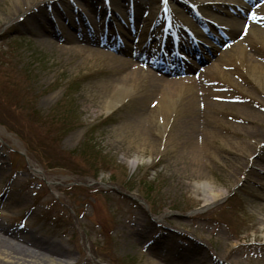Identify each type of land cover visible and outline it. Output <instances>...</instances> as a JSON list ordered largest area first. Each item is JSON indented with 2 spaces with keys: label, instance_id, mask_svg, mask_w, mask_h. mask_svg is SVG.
<instances>
[{
  "label": "rangeland",
  "instance_id": "obj_1",
  "mask_svg": "<svg viewBox=\"0 0 264 264\" xmlns=\"http://www.w3.org/2000/svg\"><path fill=\"white\" fill-rule=\"evenodd\" d=\"M194 1L0 0V225L21 237L0 232L1 248H48L61 264H264L252 73L254 62L264 74V43L241 39L245 28L243 53L222 57L234 45L223 21L249 18ZM149 68L169 80L156 85ZM169 94L177 114L159 110ZM245 110L263 124L241 122ZM194 119L212 153L201 170L197 131L182 136ZM205 185L223 192L208 206Z\"/></svg>",
  "mask_w": 264,
  "mask_h": 264
},
{
  "label": "bare ground",
  "instance_id": "obj_2",
  "mask_svg": "<svg viewBox=\"0 0 264 264\" xmlns=\"http://www.w3.org/2000/svg\"><path fill=\"white\" fill-rule=\"evenodd\" d=\"M235 1H236V7H233L231 5V2H229V0H196L193 2V4L196 5L198 8H204V7L212 6V7L216 8L217 10H219L222 14H224L228 17H233L235 15L241 14V10L239 8H237V1L238 0H234V2ZM253 1H255V2L259 1L260 5H259L258 10L255 12H252V11L247 12L246 11V13H248L246 15H248L247 17L249 18V21H250L248 27L245 26L244 24L239 23V22L235 23L234 25H232L230 27H227V22H225V20L223 21L222 24H224V26H223L224 30H222V31L223 32L228 31V33L225 32L227 35V38H230V40H233L234 45L228 47V49H227L228 51L225 52L222 55V57H227L229 55L228 52H233L232 54H236V55L242 54L243 53V49H242V43L243 42L241 39L245 40V39L253 36L254 38L260 40V42L264 43V2H263V0H253ZM74 5H75V3H74ZM88 7L89 8H88L87 13H89L90 16L92 14L91 12H94L96 14L98 13L99 16H102V12H101L102 8H97V6H95V5L88 6ZM75 8H78V7H75ZM77 12H79V11H77ZM80 12H81V10H80ZM48 15H46V16H48ZM50 15L52 16L53 14L50 13ZM83 15L84 14L82 13V17H83ZM80 16H81V13H80ZM103 16H105V15H103ZM47 20L49 21V17H47ZM70 21H72V23H74L73 25L75 27V31L76 32L78 31L79 34H81L82 37L85 38L84 32L87 31L88 26L83 24V23H80V22L79 23L77 22L78 24H76L75 19L72 15L70 16ZM262 22H263V25L261 24ZM202 27H206V26L203 24ZM95 28H96V26H95ZM193 28H195V27H193ZM245 28H248V30L244 34L245 35L244 38L242 37L240 39V36L242 35V31L245 30ZM239 29H241V31H239ZM100 44L102 46L116 48L112 43H109V42H101ZM172 44L168 45V49H167L168 51L171 50V53H172V50L177 51L179 48H181L180 45H172ZM165 46H167V45L165 44ZM172 47H174V48L172 49ZM149 59H150V57H149ZM172 61L173 62L177 61V59L175 57H173V55H172ZM219 61H221V60H219ZM217 63H218V61H217ZM214 66H218V64H215ZM259 67L260 66L257 63H254V62L252 63L253 79H255L256 85L258 86L257 89L262 90V92L264 94V74H263V72H260L259 70H257V69H259ZM147 70L150 74H152V77L154 76L153 82L156 85L160 84L162 82H165L166 80H169L168 78L164 77V75H162L160 73H156L155 71H153L150 68ZM178 79H182V78L177 75L176 79H174V80H178ZM166 97H167V95H166ZM166 97H164V101L161 102V104L159 105V110H162L163 112H168L170 110H171V112L177 111L176 112V114H177L179 112L180 107L177 109V103L176 102H177V100H179L178 98H180V95L179 94H175V95L169 94L168 98H166ZM246 112L248 114L243 113L244 117H243L241 122L249 123V122L255 121L257 124H259L262 121L261 119H257V117H254L252 113H249V111H246ZM195 119H197V118H195ZM195 119H194V123L191 121L192 122V123H190L191 125H185V127L183 128L182 136L187 134L188 132H190L188 136L190 137L189 139L191 141V140H193L194 133L196 134V131H197V134H198L197 138L198 139L196 138L195 143H196L197 153L199 154V156H196L195 160L191 161V162L194 164V166L196 168H198V170H201L202 167L200 165H202V163L204 161L203 160L204 155L209 154V153L212 154V153H211L210 149L208 147H206L205 144H203L202 138L199 134L200 133L199 132L200 126L197 122H195L196 121ZM179 136H181V134H179ZM255 151L258 153L257 155H260V153H261L260 150H255ZM195 153L196 152L193 151L194 155H195ZM262 160L264 162V159H262ZM132 164H133V166H136V164H138L137 160H134L132 162ZM253 164H255L254 160H252L250 166H253ZM255 166L256 165H254V167ZM256 170H257V167H256ZM258 170H260L261 175H263V177H264V168H260V169L258 168ZM205 189H207L206 185L204 186V195H203L204 206H208L212 202L220 199L223 195V192H221L220 190H214L211 187L208 188V190H205ZM257 200L263 201L264 199L263 198H257ZM0 232H2V233L8 232L9 234L12 235V237L14 236L15 238H21L20 236L17 235L16 232H12V231L2 227L1 225H0ZM0 239L3 240L2 238H0ZM10 244H11V246L13 245V247H15L16 249H19L17 247H21V245H19V244H13V243H10ZM4 247L3 248L0 247V259L7 261L9 263H13V264H61V261H62V260L57 261V260H54L53 258L48 257V255L45 254V252L49 251L48 248H42L38 252L37 251H30V252L28 251L27 253H17L15 251H19V250L13 251L12 249H10L8 247L6 248V246H4ZM30 253H31V255H30Z\"/></svg>",
  "mask_w": 264,
  "mask_h": 264
}]
</instances>
